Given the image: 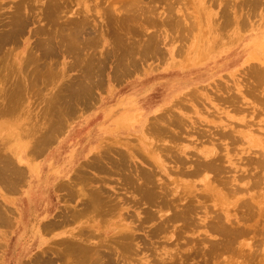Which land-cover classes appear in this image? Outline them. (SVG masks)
<instances>
[{"label": "rangeland", "instance_id": "374dc122", "mask_svg": "<svg viewBox=\"0 0 264 264\" xmlns=\"http://www.w3.org/2000/svg\"><path fill=\"white\" fill-rule=\"evenodd\" d=\"M47 1L0 0V36L11 19L23 13L19 19L26 18L24 34L0 46V137L6 139L8 151V156L1 154V164L22 162L11 152L12 143L20 137L40 139L38 154L28 151L26 158L34 165L41 160L30 186L32 198L44 204L53 202L55 221L60 224L55 227L67 230L66 237L82 231L83 244H107L118 260L115 264H264V0H209L208 4L206 0ZM54 1L60 11H51ZM248 2L259 5L247 6ZM167 15L177 25L164 24L161 19ZM227 15L228 25L223 23ZM133 16L135 20H129ZM145 17L156 19L155 24ZM83 20L89 23L82 24ZM73 32H79L76 38ZM149 41L158 52L146 49ZM174 119L181 122L176 124ZM227 130L238 136L236 141L230 140L229 133V137L222 135ZM53 145L55 151L49 153ZM175 145L184 165L171 162V150L166 148L175 149ZM213 147H217L215 153ZM219 157L223 172L218 179L210 170L194 176L174 175L181 168L193 170L197 159ZM119 159L127 161L124 171L134 169L133 173L150 171L153 167L148 160L161 163L156 168L160 182L173 187L178 180L180 188L185 186L194 195L184 200L170 194L172 210L150 209L137 193L130 192L132 188L122 186L117 175ZM258 159H263V169ZM234 176L239 180L233 184L240 189L232 194L229 181ZM228 177V185L220 183ZM97 191L105 207L82 212L86 195ZM35 201L27 212L41 214L44 205L37 207ZM106 205L114 207L108 211ZM115 206L117 210L112 211ZM187 206L191 209L187 219L180 215L162 222L172 211ZM122 217L135 227L137 237L127 251H121L117 235L109 231ZM27 227L32 229L33 224L28 222ZM86 234L91 236L86 238ZM60 238L45 249L48 256L38 253L28 263H100L71 257L63 244H56Z\"/></svg>", "mask_w": 264, "mask_h": 264}, {"label": "bare ground", "instance_id": "6f19581e", "mask_svg": "<svg viewBox=\"0 0 264 264\" xmlns=\"http://www.w3.org/2000/svg\"><path fill=\"white\" fill-rule=\"evenodd\" d=\"M47 1V0H46ZM50 1V0H49ZM49 1H47V2H49ZM56 1V0H55ZM53 2V5L51 6V11H53V9L55 10V8H57V6L58 5H56L57 4V2ZM207 1H209V0H206L205 1V3L207 2ZM212 1V0H211ZM215 1H217V0H215ZM244 0H242V2H243ZM248 1V0H247ZM252 1H254V0H252ZM18 2V1H17ZM52 2V1H51ZM50 2V3H51ZM241 2V3H242ZM246 2V1H245ZM251 2V1H250ZM256 2H258V1H255L254 3H256ZM253 3V2H252ZM263 3V2H262ZM45 4H47V3H45ZM59 4V3H58ZM207 4H208V2H207ZM245 3H243L242 5L243 6H245L244 5ZM261 4V3H260ZM48 5V4H47ZM50 5V4H49ZM248 5H252V6H256V5H259V3L258 4H255V5H253V4H250L249 2H248V4H247V6ZM15 6V5H14ZM20 6V5H19ZM225 6V5H224ZM235 6V5H234ZM249 6V7H250ZM208 7V6H207ZM228 7V6H227ZM231 7H233V6H231ZM238 8V6H235V8ZM240 7V6H239ZM19 8V7H18ZM18 8H17V10H18ZM208 8H210V7H208ZM223 8V7H222ZM224 8H226V7H224ZM223 8V9H224ZM236 8V10H238ZM241 8V7H240ZM14 9V8H13ZM20 9V8H19ZM58 9V8H57ZM222 9V10H223ZM233 9V8H232ZM255 9V8H254ZM264 9V8H263ZM16 10V11H17ZM29 10V9H28ZM46 10V9H45ZM59 10V9H58ZM154 10V9H153ZM153 10H152V12H153ZM222 10H220V11H222ZM226 10V9H225ZM225 10H223V13L225 12ZM236 10H235V12H236ZM243 10V9H242ZM247 10H250L249 8L247 9ZM252 10L253 9H251V12H252ZM21 11V10H20ZM50 11V12H51ZM60 11V10H59ZM146 10H144V12H145ZM239 11V10H238ZM236 12L235 14H239V12ZM255 11H256V9H255ZM46 12V11H45ZM48 12H49V10H48ZM56 12H57V10H56ZM143 12V11H142ZM149 12V11H148ZM155 12V11H154ZM228 12V11H227ZM231 12V11H230ZM249 12V11H248ZM54 13V12H53ZM133 13V12H132ZM134 13H135V11H134ZM137 13V12H136ZM222 13V14H223ZM226 13V12H225ZM233 13V12H232ZM246 14H247V16H248V14L249 13H247V12H245ZM20 14V13H19ZM49 14H51V13H49ZM145 14V13H144ZM147 14V13H146ZM145 14V16L147 17V15ZM220 14H221V12H220ZM228 14V13H227ZM246 14H244V15H246ZM11 15H14V13L13 14H11ZM20 15H22V14H20ZM19 15V16H20ZM44 14H42V16H43ZM224 15V14H223ZM229 15V14H228ZM228 15H227V18H228ZM243 15V14H242ZM243 15V16H244ZM252 15V14H251ZM15 16H16V13H15ZM17 16H18V14H17ZM19 16L16 18V17H14L16 20L15 21H12V19L11 18H13V17H11L10 19H11V21L9 22V28L4 32L3 31V33L1 34V36H0V46L1 45H3V44H7V42L9 43H14L16 40H17V35H18V33L20 34L21 32H22V29H23V27H24V24L25 23H22V22H26V18H25V20L22 18V16H24V13H23V15L21 16V20L19 19ZM103 16V15H102ZM137 16V18L139 17V15H136ZM136 16H133V17H129V20H135V18L134 17H136ZM225 17H226V15H224ZM26 17H30V16H27L26 15ZM44 17V16H43ZM49 17V16H48ZM145 17V18H146ZM150 17V16H149ZM146 18V19H148V20H146L145 18H144V20L145 21H148L150 24H155V21H156V19H151V18ZM232 17V16H231ZM230 17V18H231ZM237 17V16H236ZM45 18V17H44ZM50 18V17H49ZM108 18H110V17H108ZM160 18V17H159ZM220 18V17H219ZM239 18V17H238ZM244 18V17H243ZM45 19H48V18H45ZM58 19V18H57ZM242 19V18H241ZM245 19V18H244ZM29 20V19H28ZM56 20V19H55ZM54 20V21H55ZM77 20V19H76ZM85 20H88L87 18L85 19ZM85 20H83V21H81V22H83L82 24H85L86 22H88V21H85ZM136 20H138V19H136ZM144 20H142L141 19V22L143 21V22H145ZM155 20V21H154ZM161 20H163L162 22H164V24L166 23V25H167V23L169 24H174L173 22H175L176 24L175 25H177V23H178V21H173V20H171V18L167 15L165 18L163 17ZM218 19H216V21H217ZM227 20H229V22H230V19L228 18V19H225V21L223 22L224 24H226V25H228L229 23L228 22H226ZM235 20V19H234ZM51 21V20H50ZM63 21H65V20H63ZM62 21V22H63ZM84 21H85V23H84ZM127 22V20H124V22ZM216 21H214V22H216ZM237 21V20H236ZM245 21V20H244ZM244 21H243V19H242V22L244 23ZM57 22V21H56ZM61 22V21H60ZM61 22V23H62ZM70 22L72 23L73 21H71L70 20ZM75 22V21H74ZM77 22H79V20H77ZM77 22L75 23V24H77ZM116 22V21H115ZM139 22H140V20H139ZM141 22H140V24H141ZM142 22V23H143ZM147 22V23H148ZM218 22V21H217ZM216 22V23H217ZM20 23V24H19ZM50 23V22H49ZM52 23H54V22H52ZM63 23H65V22H63ZM66 23H68V22H66ZM70 23V24H71ZM80 23V22H79ZM89 23V22H88ZM112 23V22H111ZM208 23V22H207ZM215 23V24H216ZM228 23V24H227ZM56 24V23H55ZM59 25H60V23H58ZM81 24V25H82ZM126 24V23H125ZM163 24V23H162ZM163 24V25H164ZM169 24V25H170ZM213 24V23H212ZM220 24L222 25V23H221V21H220ZM219 24V25H220ZM223 24V25H224ZM233 24V23H232ZM231 24V25H232ZM238 24V23H237ZM247 24V23H246ZM57 25V24H56ZM78 25V24H77ZM89 25V24H88ZM168 25V26H169ZM174 25V26H175ZM221 25H220V27H221ZM245 25V24H244ZM248 25V24H247ZM62 26V25H61ZM76 26V25H75ZM174 26H171L172 28L174 27ZM214 26V25H213ZM44 27H46L45 25H44ZM52 27V26H51ZM64 27V26H63ZM77 27V26H76ZM75 27V28H76ZM170 27V26H169ZM168 27V28H169ZM204 27V26H203ZM224 27H225V25H224ZM227 27V26H226ZM245 27H246V25H245ZM244 27V28H245ZM40 28V27H39ZM72 28V27H71ZM73 28H74V26H73ZM74 28V29H75ZM77 29V28H76ZM79 29V28H78ZM42 31H43V29H41ZM41 30H39V32L41 31ZM45 30V29H44ZM48 30V29H47ZM46 30V31H47ZM50 30H51V28H50ZM66 30H67V28H66ZM209 30V29H208ZM223 30H224V28H223ZM223 30H221L222 32H223ZM243 30V29H242ZM0 31H2V30H0ZM38 31V30H37ZM42 31L40 32V33H42ZM60 31H62V30H60ZM60 31H58L59 33H60ZM68 31V30H67ZM38 32V33H39ZM70 32V31H69ZM172 32V31H171ZM37 33V32H36ZM47 33V32H46ZM51 33H52V31H51ZM58 33V34H59ZM76 33H79V32H73V34L74 35H72V36H74L75 38H76V36H77V34ZM21 34H24V33H21ZM56 34V33H55ZM69 34V33H68ZM75 34H76V36H75ZM222 34V33H221ZM39 35V34H38ZM69 35H71V33L69 34ZM47 36H49V35H47ZM54 36V35H53ZM61 36V35H60ZM72 36H71V38H72ZM50 37V36H49ZM74 37H73V39H74ZM38 38V37H37ZM48 38V37H47ZM19 39V38H18ZM149 40V39H148ZM152 42V41H151ZM150 41L146 44V49L147 50H154V52H155V50L157 49V47H155L154 45H152V43H151ZM155 44V43H154ZM36 45H37V43H36ZM35 45V46H36ZM47 48L49 47V42L47 43ZM59 47H61V46H59ZM47 48H46V50H47ZM39 49V48H38ZM45 49V48H44ZM181 49V48H180ZM35 50V49H34ZM49 50H50V48H49ZM177 50V49H176ZM40 51V50H39ZM41 51H42V49H41ZM40 51V52H41ZM30 52V51H29ZM48 52V51H47ZM151 52V51H150ZM156 52H158L157 50H156ZM155 52V53H156ZM178 52V51H177ZM33 53V52H32ZM38 56V55H37ZM50 56H52V55H50ZM49 57V56H48ZM27 58V57H26ZM25 58V59H26ZM38 58V57H37ZM38 59H40V57L38 58ZM50 59V58H49ZM89 59V58H88ZM91 59V58H90ZM92 60V59H91ZM77 61V60H76ZM79 62V61H78ZM87 62H89V61H87ZM97 63V62H96ZM121 65V64H120ZM11 66V65H10ZM9 66V67H10ZM100 66V65H99ZM8 67V68H9ZM83 67V66H82ZM86 67H87V65H86ZM90 67V66H89ZM95 67V66H94ZM256 67V66H255ZM4 68H5V65H4ZM85 68V67H84ZM92 68V67H91ZM88 69V68H87ZM95 69V68H94ZM124 69V68H123ZM10 70V69H9ZM12 70H14V69H12ZM86 70V69H85ZM8 71V70H7ZM16 71V70H15ZM91 72V71H90ZM125 74V73H124ZM94 75V74H93ZM101 75V74H100ZM258 76V75H257ZM97 77H98V75H97ZM21 80V79H20ZM15 81V80H14ZM88 81V80H87ZM82 83V82H81ZM12 84V83H11ZM10 84V85H11ZM20 84H23V82H20ZM84 84V83H83ZM86 84H87V82H86ZM24 85V84H23ZM22 85V86H23ZM79 85V84H78ZM93 85V84H92ZM88 86V85H87ZM15 87H16V85H15ZM14 87V88H15ZM13 88V89H14ZM86 89V88H85ZM91 89V88H90ZM90 89H89V91H90ZM84 90V89H83ZM86 90H88V89H86ZM13 92V91H12ZM11 92V93H12ZM78 92V91H77ZM83 92V91H82ZM88 93V92H87ZM86 93V94H87ZM90 93V92H89ZM92 93V92H91ZM79 94V93H78ZM75 95V94H74ZM73 95V96H74ZM84 95V94H83ZM89 95V94H88ZM29 97V96H28ZM86 97V96H85ZM83 99V98H82ZM81 99V100H82ZM87 99V98H86ZM15 100V99H14ZM74 101V100H73ZM83 101H85V100H83ZM86 101H88V100H86ZM226 101V100H225ZM54 102V101H53ZM78 102V101H77ZM90 102V101H89ZM229 102V101H228ZM88 103V102H87ZM230 103H231V101H230ZM66 105V104H65ZM55 106H57V105H55ZM62 107H63V105H62ZM237 107V106H236ZM60 108V107H59ZM66 108V107H65ZM75 108V107H74ZM56 109V108H55ZM61 109V108H60ZM64 109V108H63ZM241 109V108H240ZM10 110V109H9ZM236 110V109H235ZM243 110V109H242ZM5 111V110H4ZM61 111V110H60ZM64 111H65V109H64ZM238 111V110H237ZM66 112V111H65ZM68 112V111H67ZM61 113V112H60ZM68 113H70V112H68ZM63 114V113H62ZM67 114V113H66ZM16 115V114H15ZM174 122H175V119H174ZM179 122H181V121H179ZM177 120H176V124L177 123H179ZM53 124V123H52ZM150 124V123H149ZM54 125V124H53ZM156 125L157 124H155V125H152L151 127H156ZM173 125H175L174 123H173ZM180 125V124H179ZM50 126H52V125H50ZM50 126H49V128H50ZM158 126V125H157ZM182 126V125H181ZM218 126V125H217ZM57 127V126H56ZM60 128H61V125L59 126ZM177 127H180V126H177ZM52 128V127H51ZM50 128V129H51ZM59 128V129H60ZM183 128V127H182ZM53 130L55 129V131H57V130H59V129H57V128H55V127H53L52 128ZM149 129H151V128H149ZM220 129V128H219ZM51 131V133L52 132H54V131ZM164 130H166L165 129V127H164ZM163 130V131H164ZM60 131V130H59ZM162 131V130H161ZM167 131H168V129H167ZM233 132V131H232ZM50 133V132H49ZM57 133V132H56ZM158 133V132H157ZM200 133H202V132H200ZM229 133V135H231V136H233L232 134H234V133H231V131H229V130H227L226 132L224 131V133H222V135L223 136H226L227 134ZM46 134L47 135H49L48 134V132H46ZM164 134V133H163ZM243 134V133H242ZM47 135H46V138H48V137H50V139H51V137H52V135L51 136H48L47 137ZM172 135V134H171ZM45 137V136H44ZM43 137V138H44ZM53 137H54V135H53ZM204 137H205V135H204ZM227 137H229L228 135H227ZM235 137H238V136H235ZM234 136L233 137H230V140L231 141H236V138H235ZM46 138H44V139H46ZM179 137H170V139L171 140H176V139H178ZM220 138V137H219ZM36 139V138H35ZM161 139V138H160ZM40 140V139H39ZM51 140H53V138L51 139ZM51 140H47L48 142L49 141H51ZM38 141V140H37ZM41 142L43 143V141L41 140ZM157 142V141H156ZM160 142V141H159ZM45 143H47L46 142V140H45ZM32 145V144H31ZM36 145L34 144V146H32V147H35ZM153 146V145H152ZM218 147V146H217ZM217 147H213V148H211L213 151H214V149H215V151L217 150ZM159 148H160V146H159ZM174 148V147H173ZM177 148H179V146L178 145H175V149H172V148H170V147H167L166 148V150L168 149V151L169 150H171V157H172V161L171 162H174V164H176V163H180V164H183L184 165V163H185V161L183 160V158L182 157H180V156H178V150H177ZM34 149V148H33ZM37 149V148H36ZM162 149V148H161ZM37 151V150H36ZM35 151V149H34V152H36ZM107 151V150H106ZM119 151H121V150H119ZM118 151V152H119ZM175 151V154H172V152H174ZM215 151H214V153H215ZM39 152V151H38ZM116 152V151H115ZM161 152V151H160ZM117 153V152H116ZM122 153H123V151H122ZM122 153H120L119 154V156L122 154ZM125 154V153H124ZM164 155V154H163ZM8 156V155H7ZM123 156V154L121 155V157ZM140 156V155H139ZM102 157V156H101ZM120 157V158H121ZM142 157L144 158V155H142ZM141 156H140V158H142ZM156 157H160L159 155L158 156H156ZM156 157H154L153 156V158H155L156 159V162H157V160L159 159V161H161V159L160 158H156ZM170 157V156H169ZM260 157V156H259ZM93 158H96V157H94L93 156ZM123 158V157H122ZM130 158H131V156H130ZM142 158V159H143ZM150 158V157H149ZM261 158V157H260ZM264 158V157H263ZM91 159V158H90ZM106 159V158H105ZM112 159V158H111ZM126 159H128L127 157H126ZM152 159V158H151ZM171 159V158H170ZM5 160V159H4ZM3 160V161H4ZM7 160V159H6ZM11 160V159H10ZM9 160V162H11ZM113 160V159H112ZM111 160V161H112ZM221 160V157H219L218 159L217 158H214L213 160H203V159H197V160H195L194 161V163L196 164V167L193 169V170H191V171H184L182 168L179 170V171H177V170H175V171H173L174 172V175H176V174H178V175H190V176H194V175H197L198 173H200L201 171H203V170H210L211 172H213L214 174H215V176L217 175V179H218V176L220 175V173H222L223 171H222V167L220 166V163L218 162V161H220ZM259 160V159H258ZM263 160V159H262ZM262 160L260 159L259 161H258V166H260V169L262 168L263 169V166L261 165V162H262ZM91 161H93V160H91ZM107 161H109V159L107 160ZM114 161V160H113ZM143 162L145 161L146 162V159L144 158V160H142ZM264 161V160H263ZM7 162V161H6ZM12 162H13V160H12ZM11 162V163H12ZM84 162V161H83ZM97 162H98V160H97ZM148 162H150L151 163V165H152V169L150 170V171H147V169L145 170V169H141V172L139 171V172H137V171H135V173H133L134 172V169H133V166H132V164H131V162H130V165L132 166V167H130V168H132L133 169V172H132V170H126V171H124V166H125V164L127 163V161H125V159L122 161L121 159H119L118 160V164L116 165V166H119V168H118V172L120 173V174H117V175H119L120 177H121V181H123V184L124 185H122V186H124L126 189L128 188V189H131L132 188V191H130V192H133V193H137L138 195H139V198L138 199H140V200H143V202H144V204H147L148 205V208H152V207H154V206H156L157 207V209H158V212L159 211H161V209H163L164 207L166 208V207H170V209L172 210V207H173V202L171 201L172 199H168V195H170V194H172L173 196L174 195H178V196H180V199H184V200H189V198H190V196H193L194 194H193V192L191 191V190H187V188L184 186V188L182 189V188H180L179 187V184H178V180H175V181H173V183H174V186L173 187H168V186H166V184H164V183H162V182H160L159 180H158V176L156 175L157 174V167L158 168H160L161 167V163L160 164H155L152 160L151 161H149L148 160ZM101 164H102V162H100ZM113 163V162H112ZM115 163H114V165L112 166V167H114L115 166ZM89 164V163H88ZM88 164H86V165H88ZM93 164L94 165H96L94 162H93ZM263 164V163H262ZM3 165H5V163L3 164ZM8 165V164H7ZM6 165V166H7ZM102 165H105V164H102ZM9 166V165H8ZM8 166H7V168H8ZM14 166H15V164H14ZM97 166V165H96ZM101 166V165H100ZM90 167V166H89ZM102 167H104L105 168V166H102ZM101 167V169L103 170L104 168H102ZM126 167V166H125ZM1 168V167H0ZM6 168V167H5ZM11 168H13V167H11ZM97 168V167H96ZM98 168H99V165H98ZM116 168V167H115ZM126 168H128V167H126ZM106 169V168H105ZM107 169H108V167H107ZM2 170V169H1ZM3 170H5V169H3ZM8 170H9V168H8ZM19 169H17V171H18ZM79 170V169H78ZM95 170V169H94ZM97 170V169H96ZM109 170V169H108ZM111 170V169H110ZM109 170V171H110ZM113 170V169H112ZM82 171V170H81ZM23 172V171H22ZM86 172V171H85ZM108 172V171H107ZM137 172V173H136ZM261 172V171H260ZM262 172H263V170H262ZM261 172V173H262ZM5 173V172H4ZM11 173H13V172H11ZM25 173V172H24ZM82 173V172H81ZM112 173V172H111ZM115 173H116V170H115ZM7 174H9L10 175V173H9V171H8V173ZM6 174V175H7ZM86 174H87V172H86ZM219 174V175H218ZM258 174H260V173H258ZM79 175V174H78ZM256 175V174H255ZM8 176V175H7ZM12 175H10V177L8 176L7 178H10L9 180H11V178L13 177H11ZM73 176H75V175H73ZM82 176H85V175H82ZM214 176V177H215ZM247 176V175H246ZM261 176V175H260ZM77 178H78V176H76ZM119 177V178H120ZM240 177V176H239ZM82 178V177H81ZM84 178V177H83ZM241 178V177H240ZM259 178H261V177H259ZM211 179H213V178H211ZM224 179V178H223ZM76 180V179H75ZM78 180V179H77ZM84 180V179H83ZM214 180V179H213ZM239 180V179H238ZM237 179H236V177L234 176L232 179H230V181H229V177H228V180H219L220 181V183H222L223 185H228L226 182H228L229 181V184H230V186H232V189H230L231 190V192H232V194H235L237 191H238V189H240L239 188V184L238 185H235V184H233V183H235V182H237L238 181ZM12 181V180H11ZM81 181V180H80ZM85 181H86V179H85ZM15 182V181H14ZM24 182V181H23ZM260 182H262V181H260ZM260 182H258V183H260ZM121 183V182H120ZM219 183V182H218ZM71 184V183H70ZM12 185V184H11ZM18 185V184H17ZM19 185H20V182H19ZM65 185V184H64ZM257 185V184H256ZM223 187V189H225L226 187ZM258 186H259V184H258ZM7 187V186H6ZM12 187V186H11ZM124 187H122V188H124ZM256 187V186H255ZM124 188V189H125ZM180 188V190H178ZM9 190V189H8ZM207 190V189H206ZM93 191V190H92ZM101 191H103V190H101ZM101 191H97V194H94L93 192L90 194H87L86 196V199H85V201H84V207H83V210H81L82 212H86V211H88V212H98V210L100 209V208H102V207H105V206H102L101 207V205H105V201L103 202H101L100 201V197H101V195L99 194ZM226 191V190H225ZM90 192V191H89ZM103 194H105V193H103ZM64 196V195H63ZM107 197H108V194H107ZM106 197V198H107ZM108 199V198H107ZM112 199V198H111ZM193 199V198H192ZM109 202H110V199L108 200ZM112 201V200H111ZM247 201V200H246ZM245 201V203H247ZM190 202H191V200H190ZM225 202V201H224ZM115 203V202H114ZM142 203V202H141ZM240 204H242V203H240ZM165 205V206H164ZM111 206V205H110ZM118 206V208H120V205H117ZM177 206V205H176ZM176 206H174V208L176 209ZM242 207H243V204L241 205ZM60 207V206H59ZM108 206L106 205V208H107ZM112 207H114V205L113 206H111V208ZM116 207V206H115ZM163 207V208H162ZM190 207V206H189ZM188 206L187 207H185L184 209H182L180 212H177V211H172L171 212V215H169L170 217H166L164 220H162V222H164V223H168V221H171L172 219L173 220H177V218H179V216L181 215V216H184L183 217V219H187L188 218V215H189V213L191 212V209L189 208ZM228 207V206H227ZM244 207H246V206H244ZM7 208V207H6ZM109 208V207H108ZM111 208H109L110 210H108V211H111ZM150 208V209H151ZM197 209V208H196ZM105 210V209H104ZM114 210H117V207H116V209H113L112 211H114ZM60 211V210H59ZM12 212V211H11ZM147 212H148V210H147ZM64 213V212H63ZM4 215V214H3ZM64 215V214H63ZM84 215V214H83ZM151 215H152V212L151 211H149L148 212V216H150L151 217ZM55 216V215H54ZM1 218V217H0ZM6 218H7V216H6ZM54 218V217H53ZM189 218H191V217H189ZM226 218H228V216H226ZM2 219V218H1ZM125 219H127V218H121V220L119 221V222H117V223H114V224H112V226H111V229H109V231H114V234H116L117 235V238H118V240H117V242H120V246H122L121 248H122V250L121 251H124V250H130V248H131V246H132V242L135 240V238H137L136 237V235L134 234V229H135V227L134 226H132V225H130L128 222H123V221H125ZM7 220V219H6ZM5 220V221H6ZM217 220V219H216ZM2 221V220H1ZM5 221H3V222H5ZM9 220H7V222H8ZM50 221V220H49ZM161 222V223H162ZM173 222V221H172ZM10 223V222H9ZM49 223V222H48ZM55 223H57L56 221H55ZM1 224V223H0ZM57 224H59V223H57ZM62 224V223H61ZM211 224V223H210ZM3 225V224H2ZM48 225V224H47ZM47 225L45 226V227H47ZM60 225V224H59ZM162 225H164L163 223H162ZM161 225V226H162ZM218 226H219V224H218ZM235 226V225H234ZM8 227V225L6 226V228ZM51 227H52V225H51ZM155 227H157V226H155ZM210 227V226H209ZM43 228V227H42ZM53 228H54V226H53ZM158 228V227H157ZM236 228V227H235ZM241 228V227H240ZM47 229V228H46ZM210 229V228H209ZM219 229H220V227H219ZM152 230V229H151ZM157 230H160V229H157ZM157 230H154V231H157ZM239 230V229H238ZM242 230V229H241ZM108 230H106L105 232H107ZM214 231H216V229L214 228ZM225 231V230H224ZM263 231V230H262ZM42 232H43V230H42ZM212 232V231H211ZM216 232H219L218 231V229H217V231ZM221 232V231H220ZM226 232H227V230H226ZM226 232H224V233H226ZM82 231H80L77 235H72V236H65V237H62V238H60L59 240H60V244L59 243H56V244H58V246L59 245H64L63 247H65V252L68 254V255H71V257H74V258H77V259H89V262H90V260L93 258V260L96 262V260H99V264H115V263H118V260L116 261V259H114V257L112 256V254H114V253H112V251L111 250H107V249H109L108 248V245H107V247H106V245L105 244H101V246H99V247H102V249H98L99 247H97L98 245H92V246H87V245H85V244H83L82 242H83V236H82ZM155 234H157V233H154V235ZM220 234H222V233H220ZM229 234V233H228ZM89 236H91V235H88V234H86V238H88ZM240 236V235H239ZM110 237V236H109ZM223 237H225V236H223ZM227 237H228V235H227ZM227 237H225V238H227ZM238 237V236H237ZM115 238V237H114ZM114 238H109V239H113L114 240ZM224 238V239H225ZM228 238H231L230 237V235H229V237ZM86 240V239H85ZM111 241V240H110ZM223 241V240H222ZM221 241V242H222ZM230 241V240H229ZM57 242V241H56ZM107 242V241H106ZM112 242V241H111ZM115 242V241H114ZM230 242H232V240L230 241ZM114 245H116L115 243H113ZM118 244V243H117ZM213 244V243H212ZM230 244V243H229ZM228 244V245H229ZM110 245V244H109ZM215 245V244H214ZM234 245V244H233ZM0 246H1V244H0ZM112 247V246H111ZM134 247V246H133ZM49 248V247H48ZM118 249L120 248V247H117ZM135 248V247H134ZM134 248H133V250H134ZM211 248V247H210ZM227 248H229V247H227ZM52 249V248H51ZM50 249V250H51ZM115 249V248H114ZM124 249V250H123ZM215 249H216V247H215ZM213 250V249H212ZM46 251V250H45ZM126 251H125V254H126ZM135 251V250H134ZM133 251V252H134ZM118 252H120V251H118ZM117 252V253H118ZM132 252V254H130L131 253V251L129 252V254L130 255H133L134 253ZM41 253V252H40ZM51 253V252H50ZM59 253V252H58ZM116 253V254H117ZM124 254V255H125ZM136 254V253H135ZM45 256H48V255H46V253H45ZM114 256H115V254H114ZM120 257H121V255H120ZM128 257V256H127ZM36 258V257H35ZM42 258H43V256H42ZM119 258V257H118ZM131 258V257H130ZM130 258H125V259H127L126 261H128V259H130ZM39 259V258H38ZM45 259H48V258H45ZM51 259V258H50ZM60 259V258H59ZM122 259V258H121ZM41 260H43V259H41ZM49 260V259H48ZM61 260V259H60ZM64 260V259H63ZM36 261H37V259H36ZM38 261H40V259L38 260ZM72 260H70V262H71ZM74 261V260H73ZM94 261H91V262H94ZM122 261V260H121ZM133 261V260H132ZM142 261V258H140V262ZM31 262V261H30ZM33 262V261H32ZM80 262V261H79ZM88 262V261H87ZM90 262V263H91ZM94 262V263H95ZM134 262V261H133ZM124 263V262H123ZM28 264V263H27ZM78 264V263H77ZM86 264H88V263H86ZM92 264V263H91ZM96 264V263H95Z\"/></svg>", "mask_w": 264, "mask_h": 264}, {"label": "crops", "instance_id": "0c3cea01", "mask_svg": "<svg viewBox=\"0 0 264 264\" xmlns=\"http://www.w3.org/2000/svg\"><path fill=\"white\" fill-rule=\"evenodd\" d=\"M4 140L5 143L3 142L2 144ZM4 140L3 137H0V157L1 154L6 156L8 152L6 139ZM16 141L12 143L13 151L11 152L14 153V155L18 154L22 162H15V166L14 164L8 166L7 163H5V165L1 164L0 160V217L2 218H0V264H27V260L34 257L36 254L40 252L48 253L49 250H44L46 248L48 249L49 244L54 243L56 238L65 236L66 234H64V232H67V230L55 227L57 224L55 223L53 202L49 204L47 201L44 204V202L35 201L36 199H33L31 196L32 193L30 190L32 187L30 186L32 180L37 178L39 171L37 173L35 168H39L38 166L41 160L34 165L31 161L27 162L26 158H28V151L32 153L35 149L38 154L40 146L39 139H33V137L30 139L20 137L19 142L17 143ZM24 143L27 145H24ZM34 144L36 146L32 147ZM54 147L55 145L51 147L49 153L55 151ZM17 169L19 170L17 171ZM8 171L10 175L13 176H11L12 181L9 180L10 178H7L8 176L10 177V175L7 174ZM34 201L37 202L35 203L37 207L44 205L41 214L27 212ZM6 219L9 221L7 222ZM28 222L33 224L32 229H28ZM7 225L8 227L6 228ZM46 225L47 227H45Z\"/></svg>", "mask_w": 264, "mask_h": 264}]
</instances>
